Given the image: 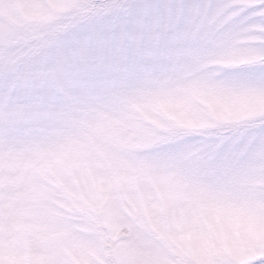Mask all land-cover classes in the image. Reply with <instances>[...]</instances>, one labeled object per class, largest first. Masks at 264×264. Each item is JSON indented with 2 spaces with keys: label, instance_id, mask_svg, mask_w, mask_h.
Segmentation results:
<instances>
[{
  "label": "snow or ice",
  "instance_id": "obj_1",
  "mask_svg": "<svg viewBox=\"0 0 264 264\" xmlns=\"http://www.w3.org/2000/svg\"><path fill=\"white\" fill-rule=\"evenodd\" d=\"M0 264H264V3L0 0Z\"/></svg>",
  "mask_w": 264,
  "mask_h": 264
},
{
  "label": "rangeland",
  "instance_id": "obj_2",
  "mask_svg": "<svg viewBox=\"0 0 264 264\" xmlns=\"http://www.w3.org/2000/svg\"><path fill=\"white\" fill-rule=\"evenodd\" d=\"M239 2L245 6H255L261 3H264V0H239ZM18 14V10L13 6L10 8L4 15L6 16H15ZM258 103V102H257ZM253 106L251 102L241 105V107H251Z\"/></svg>",
  "mask_w": 264,
  "mask_h": 264
},
{
  "label": "clouds",
  "instance_id": "obj_3",
  "mask_svg": "<svg viewBox=\"0 0 264 264\" xmlns=\"http://www.w3.org/2000/svg\"><path fill=\"white\" fill-rule=\"evenodd\" d=\"M36 19H37V23H39L40 22V18L39 17H36Z\"/></svg>",
  "mask_w": 264,
  "mask_h": 264
}]
</instances>
